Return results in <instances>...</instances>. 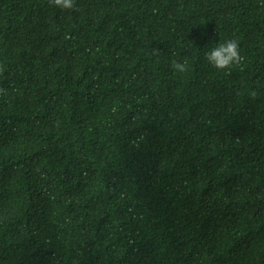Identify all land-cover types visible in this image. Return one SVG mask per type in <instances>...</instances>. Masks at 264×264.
<instances>
[{"label":"trees","instance_id":"1","mask_svg":"<svg viewBox=\"0 0 264 264\" xmlns=\"http://www.w3.org/2000/svg\"><path fill=\"white\" fill-rule=\"evenodd\" d=\"M76 5L0 0V264H264V0Z\"/></svg>","mask_w":264,"mask_h":264},{"label":"clouds","instance_id":"2","mask_svg":"<svg viewBox=\"0 0 264 264\" xmlns=\"http://www.w3.org/2000/svg\"><path fill=\"white\" fill-rule=\"evenodd\" d=\"M48 4L50 7H55L61 11L78 10L76 0H48ZM204 58L217 71L230 69L233 65H239L243 60L237 38L218 43L205 54ZM171 68L174 74H185L189 71V61L187 58L182 60L173 59ZM0 94L7 95V91L0 88Z\"/></svg>","mask_w":264,"mask_h":264}]
</instances>
